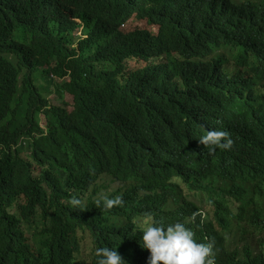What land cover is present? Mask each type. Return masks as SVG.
Masks as SVG:
<instances>
[{"label": "clouds", "instance_id": "clouds-1", "mask_svg": "<svg viewBox=\"0 0 264 264\" xmlns=\"http://www.w3.org/2000/svg\"><path fill=\"white\" fill-rule=\"evenodd\" d=\"M67 6L73 29L66 34V46L77 55L94 53L81 5L68 0ZM209 14L260 21L264 0H215ZM159 27L142 21L117 31L126 36V52L139 54L150 35L166 55L179 43L197 53L212 41L215 50L198 68L200 77L207 76L200 98L199 91L191 93L179 80L157 87L152 97L139 102L138 114L131 119L105 111L99 118L106 120L108 130L104 145L88 142L89 120H71L63 137L54 140L42 114L35 124L25 108L7 104L0 118V184L9 176L1 169L14 158L37 180L41 193L52 189L55 208L70 226L62 238L38 235L46 251L6 249L3 264L238 261L217 246L215 238L220 236L230 251L231 242L246 237L238 234L255 226L261 212L253 191L259 181L264 188V71H259L264 42L246 34L218 37L189 11L162 42ZM41 72L38 68L42 79L34 84L47 108L65 109L70 117L73 99L62 89L63 80L52 74L45 78ZM49 86L69 95L71 102L50 104ZM30 201L31 194L16 197L17 206ZM18 226L29 227L22 221Z\"/></svg>", "mask_w": 264, "mask_h": 264}, {"label": "trees", "instance_id": "trees-1", "mask_svg": "<svg viewBox=\"0 0 264 264\" xmlns=\"http://www.w3.org/2000/svg\"><path fill=\"white\" fill-rule=\"evenodd\" d=\"M67 1L0 0V118L7 104L25 108L35 124L42 114L49 127L48 136L54 140L63 137L71 120L84 119L89 120L88 142L104 145L108 130L104 126L106 120L99 121L103 112L115 110L131 119L138 114L139 102L152 97L159 86L164 88L181 80L182 87L191 93L199 91V98L207 86V76L200 77L198 68L215 50L212 41L206 42L197 53L179 43L176 51L166 55L157 46L156 36L150 35L140 54L130 53L124 44L126 36L117 31L119 26L142 21L158 24L162 42L174 23L182 21L189 11L198 15L218 37L231 39L246 34L264 42V19L233 21L212 17L209 11L215 0H76L88 29V42L95 48L90 55H77L66 46V34L73 29L66 12ZM259 60L262 73L264 54L259 55ZM38 68L45 78L52 74L63 80L62 89L73 99L74 112L70 117L65 109L47 108L40 87L34 84V80L42 79ZM1 173L9 174L4 184H0V264H3L1 257L6 249L46 251L48 246L38 235L62 238L65 234L62 231L70 226V221L63 220L55 208L58 202L52 189L46 195L41 193L37 180L14 158ZM30 194L32 201L27 206L16 205V197ZM253 194L261 212L256 216L255 226L238 234L246 237L232 241L230 251L220 236L215 238L217 246L238 260L230 258L226 264H264L262 181L256 184ZM149 213L157 218L155 211ZM20 221L29 227L19 228Z\"/></svg>", "mask_w": 264, "mask_h": 264}, {"label": "rangeland", "instance_id": "rangeland-1", "mask_svg": "<svg viewBox=\"0 0 264 264\" xmlns=\"http://www.w3.org/2000/svg\"><path fill=\"white\" fill-rule=\"evenodd\" d=\"M39 82L45 85L44 82L39 80ZM49 89L52 91V94L48 97L49 103L54 105H61L62 103H70L71 98L67 94H59L54 91V87L49 86Z\"/></svg>", "mask_w": 264, "mask_h": 264}]
</instances>
